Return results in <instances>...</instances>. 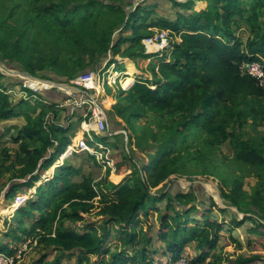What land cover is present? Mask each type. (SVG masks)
I'll return each mask as SVG.
<instances>
[{"label":"trees","instance_id":"trees-1","mask_svg":"<svg viewBox=\"0 0 264 264\" xmlns=\"http://www.w3.org/2000/svg\"><path fill=\"white\" fill-rule=\"evenodd\" d=\"M27 1L25 22L21 26L0 24V52L9 59L20 56L22 46L28 47L31 37L52 49L57 57L65 52L81 59L89 52L93 55L95 51H90L89 44L98 39L102 18L111 13L116 16L112 23L116 25L109 28L100 42L101 51L105 53L120 24L132 30V36L125 38L130 42L129 50L135 45L142 47L136 57L150 58L142 40L153 34V27L169 29L180 41H174L166 56L157 55V60L148 68L152 77L136 78L130 89L122 90L128 93L127 99L132 98L129 104L116 103L119 116L129 112L128 119L132 120L145 112L158 118L157 125L160 131L164 129V137L150 151L140 150L152 152L148 159L139 164L140 159L131 157V173L117 184L108 177L95 181L75 166L63 164L38 186L34 192L37 198L28 191L36 182L40 183V174L24 182H15L7 198L13 199L20 191L29 195L16 210L19 226L25 221L31 223L30 228L22 227L23 231L42 230L47 240L63 251V257L77 256L79 264H167L169 259L182 256L191 243L197 251L192 258L194 264L207 261L209 264H225L226 261L229 264H264V253L240 254L233 258L216 255L226 226L237 227L251 220L254 231L264 227V153L243 138L237 129L249 118L264 121V88L255 78L239 70L243 60L264 59V0H252L250 4L245 0H207L208 6L200 10L194 9L196 0H171L185 10L177 11L174 20L157 17L153 8L127 10L125 3L119 0L41 5L42 0ZM243 24L252 32L245 40L237 34ZM9 28L14 29V37L8 41L1 35ZM144 29H151V33L142 34ZM114 53L117 55L118 51ZM131 69L133 73V67ZM29 70L36 74L33 67ZM0 76L4 74L0 72ZM132 80V76L127 78V82ZM56 104L60 101L50 103ZM16 105L0 84V119L7 121L17 116ZM47 113L42 109L37 118L29 117L20 136V139L25 138L21 150L33 164L31 173L49 170L72 141L68 136L71 124L48 120ZM126 130L129 133V129ZM189 132L200 134L210 146L230 141L236 160L253 169L261 189L257 192V203L244 210L243 222L235 213L231 221L212 218L214 209L227 210L213 198H210V206L203 208L195 199L189 200L187 194L175 197L170 189L157 190L177 173L175 167L182 154L176 145L186 141ZM26 139L37 141L39 146L31 148ZM74 176H82V180L75 181ZM243 187L240 179H235L230 189L220 185L224 202L243 211L241 199L246 197ZM168 197L171 202L154 220L153 214L160 211L157 203ZM192 211H198L201 217H191ZM66 221L76 225L69 226ZM156 240L161 245L154 250ZM150 249L162 252L168 260L159 263L150 260ZM54 264H61V258H56Z\"/></svg>","mask_w":264,"mask_h":264},{"label":"rangeland","instance_id":"rangeland-1","mask_svg":"<svg viewBox=\"0 0 264 264\" xmlns=\"http://www.w3.org/2000/svg\"><path fill=\"white\" fill-rule=\"evenodd\" d=\"M88 0H42L39 5L45 3L60 2L70 4L73 2H81ZM109 1V0H107ZM128 4L127 0H119ZM178 2H186L187 0H177ZM248 4L252 0H245ZM133 9L138 8H153L156 12V16L162 19L174 20L176 19V12H184L180 6L174 5L171 0H133ZM195 10H200L202 7L206 8L209 4L207 0L203 2H195ZM28 5L27 0H4L0 1V24H13L21 26L25 22V9ZM137 7V8H136ZM146 12V11H144ZM192 12V11H191ZM154 16V17H156ZM116 20L115 14L111 13L102 18V22L98 26V39L92 40L89 44L90 51L94 50L95 54L89 52L82 59L72 53H62L57 57L56 53L52 49H48L38 39L31 37L30 45L22 46L21 55L14 59H9L0 52V62L3 63L8 71L0 72L4 74L0 76L1 87L10 95L15 104L17 116L5 121L0 119V251L10 256L15 255L13 264H54L55 259L60 257L61 264H79L77 256L66 255L63 257V251L58 248L54 243L47 240V236L42 230H33L31 232H24L22 227L30 228V221H25L23 225H18L16 210L19 207L17 203H14L13 199L7 198V194L11 189L12 184L15 182H24L29 180L32 176L37 174L42 177L39 182H36L31 190L28 192H36L38 186L51 177L59 166L63 164H71L78 168L83 175L91 176L96 181L101 180L104 177H108L111 182L117 184L124 176V173L132 170V158L136 157L139 160V164L143 163L144 159H148L152 152H141V149L151 150L152 147H156L164 137L163 130L160 131L157 125L158 118H152L145 112L137 119H128L129 112H126L122 116L117 115L116 108L119 105H126L131 102V99H127L128 93L123 92L122 87H115V89L108 87L105 94L98 97V103L103 104L107 108V119L109 128L105 134V138H111L109 141V150L105 159L110 164H99L97 157L89 155L86 151L76 148L77 152L63 153L56 160L55 164L50 167L46 172L31 173L33 169L32 162L28 161L22 150L21 143L25 138H21L23 128L28 124L29 117L35 119L42 109L47 110V119H54L55 122L70 123L72 128L68 132V136L75 139L76 136H81V121L84 119V113L90 112L88 105H77L74 101V95H70L65 100L61 99L60 104L50 105L53 102L50 98L44 95V92L48 90L52 91L54 88L60 86H48L40 87L39 84L35 85L32 80L28 82L33 85L30 87L27 82V76L24 72H30L29 67H33L36 70V77L48 79L52 82H60L63 84H71L78 86L74 81L78 76L82 75L89 69L97 70L106 65H110L114 61L118 65V69L123 70L126 64L120 63V60L128 61L129 76L152 77L153 74L148 68L154 60H157V55L150 46L144 44L145 51L150 53V58L145 59L143 57H136L137 53L142 49L141 45H135L129 50L130 42L125 38L132 36V30L130 28H123L124 24L116 26L113 33V41L111 42L109 50L105 53L101 51L100 42L104 40L107 32L112 24ZM155 29L153 27L152 32ZM240 37L244 40L252 35L251 30L247 28H239ZM237 31V32H238ZM14 29L9 28L8 31H4L1 36L5 40H12ZM151 33V29L142 30V34L147 35ZM116 39L117 41H114ZM172 39L179 42L180 39L176 35L172 34ZM122 40V41H121ZM120 43L119 46L114 49L113 45ZM115 50L118 54L115 55ZM113 51V54L110 53ZM135 54V56L130 55ZM153 54V55H151ZM156 56V57H155ZM166 56V53H165ZM126 58V59H125ZM170 58V56H169ZM130 59V60H128ZM136 59L137 69L135 70L134 61ZM145 59V60H144ZM139 60V63H138ZM43 65V66H40ZM133 67L134 72L131 69ZM16 72V73H15ZM147 73L148 75H146ZM134 74V75H133ZM117 76L118 73H115ZM128 76V77H129ZM134 80V78H133ZM124 82L126 87L132 85V82ZM56 84V83H55ZM151 84V83H150ZM130 89V87H129ZM31 90V92L29 91ZM63 91V90H62ZM54 92V91H53ZM58 93V91H56ZM79 97L78 94H76ZM93 97L96 98L95 94ZM60 98V97H59ZM119 102V105L116 103ZM64 108V109H63ZM101 112H104V108L100 106ZM70 110V113L68 112ZM134 110V109H133ZM67 116L69 118H67ZM128 120L130 122H128ZM237 124H235V128ZM126 128L129 129V133ZM238 133L245 139L251 141L258 149L264 153V121L254 119H247L243 122L241 127H238ZM126 133H125V132ZM74 132L76 133L74 135ZM104 135V134H103ZM58 136H60L58 134ZM131 137V141L129 140ZM188 139L179 144L177 143V151L182 154L179 161L176 164L175 169L177 173L174 174L173 179L167 183H163L157 190L159 192L169 190L178 195H189V200H196L197 204L202 205L203 208H208L211 204V199L222 208L227 209L224 212H219L217 209L211 213L212 218L231 221V215L235 213L239 219L243 222L245 220V212L249 206L256 204L258 201L257 192L261 189L260 181L254 174L253 169L237 161L234 155V147L230 141H226L217 146H210L207 144L206 139L200 134L189 132ZM105 140V139H104ZM26 142L31 148L39 146L37 141L26 139ZM151 146V147H150ZM102 161V160H101ZM120 167L122 169H120ZM127 169V170H126ZM82 176H74V180L78 181ZM235 179L243 181V192L245 196L241 199V205L243 211L237 206L224 202L221 195L220 185L230 189ZM200 181L201 183H198ZM211 187V188H210ZM38 192V191H37ZM25 193L20 191L15 196H23ZM196 194V195H195ZM37 198V194L34 193ZM26 195L25 198H27ZM222 198V199H221ZM183 199V198H182ZM168 202H171L168 198H165L162 202H158L160 211L153 214V219L156 220L158 213L166 209ZM186 204V200H183ZM179 206V205H178ZM225 206V207H224ZM49 212V211H46ZM251 213V212H250ZM250 213H247L249 215ZM253 214V213H252ZM255 214V213H254ZM244 215V216H243ZM258 217H262V213L255 214ZM191 217H201L198 211H192ZM67 225H76L72 222L66 221ZM254 223L251 220H246L244 223L237 227L228 225L224 228V235L216 251V255H224L230 258L235 255H251L254 253H264V227H261L258 231H254ZM231 228V229H230ZM229 235H232L236 241ZM160 241H155L153 249L159 248ZM6 247L5 249H3ZM149 250V259L154 262L167 261L168 257L160 251ZM131 250V248H129ZM185 252L197 254L195 250V244L191 243ZM70 252H67L69 254ZM44 259V262L40 260ZM175 259V257H174ZM169 259V260H174ZM93 259H91V262ZM204 264H209V261ZM225 264H229L226 261Z\"/></svg>","mask_w":264,"mask_h":264},{"label":"built area","instance_id":"built-area-1","mask_svg":"<svg viewBox=\"0 0 264 264\" xmlns=\"http://www.w3.org/2000/svg\"><path fill=\"white\" fill-rule=\"evenodd\" d=\"M142 41L145 45L150 46L155 54L159 56H164L172 48V44L174 43L172 31L169 29H155L152 35L146 36ZM116 67V64L111 63L109 66L106 65V67L97 70L90 69L78 76L74 81L79 87L86 90L89 96L77 97L76 93L70 95H74V101L77 105H88L91 114L90 112L84 113V119L81 121L80 126L81 136H76L75 139L72 138L71 143L67 145L64 151L65 154L70 151L77 152L76 148H78L86 151L89 155L97 157L100 164H110L105 159L107 152L110 151L108 143L111 139L109 138L108 141L104 140L105 134L109 136L107 133L109 129L107 113L105 106L98 103V97L105 94L108 87L112 88L115 85L122 84L124 76L129 75L128 73L122 74V72H118ZM239 70L242 74L255 78L258 84L264 88V59L253 61L243 60L239 63ZM115 73H118V75L116 76ZM94 94L96 98L93 97ZM100 106L104 108V112H101ZM97 136L102 137L98 138ZM26 195L25 193L23 196H15L14 203L21 205L26 199ZM14 260L15 255L10 256L0 251V264H13ZM167 264H194V262L192 257L182 255L174 260H169Z\"/></svg>","mask_w":264,"mask_h":264},{"label":"crops","instance_id":"crops-1","mask_svg":"<svg viewBox=\"0 0 264 264\" xmlns=\"http://www.w3.org/2000/svg\"><path fill=\"white\" fill-rule=\"evenodd\" d=\"M127 2H128V4L125 6L126 9H127V10H131V11L134 10V9H133V4H134V3H133V0H127ZM197 2H203V0H197ZM136 8H137V7H136ZM203 8H204V7H202V9H203ZM244 27L247 28L245 24H243L242 28H244ZM242 28H241V29H242ZM247 29H248V28H247ZM248 30H249V29H248ZM239 32H240V31H238L237 34L240 36ZM125 59H126V58H125ZM128 60H130V59H128ZM144 60H145V59H144ZM130 61H131V60H130ZM154 61H156V60H154ZM123 62L126 64V65H125L126 67H125L123 70L118 69V65H117V63H116L115 61H114L113 63L116 64V66H117L116 68H117L118 72H122V74H124V73H129V68H128V64H127L128 61H127V60H126V61H125V60H120V63H123ZM133 63H134L135 70H136V69L138 68V67H137V64H136V63H137V62H136V59H135V61H134ZM138 63H139V60H138ZM148 71H149V69H148ZM145 74L148 75L147 73H145ZM133 75H134V74H133ZM128 76H129V75H125V76H124V78L122 79V84L120 83V84H118V85L113 86L112 88L115 89V87H122L124 91L128 90L129 87H130L131 85L128 86V87H126V86L124 85V82H123L124 80H126V79L128 78ZM133 78H134V80H133L132 84L136 81L137 76H136V77L133 76ZM108 89H109V88H108ZM110 89H111V88H110ZM50 91H51V90H50ZM53 91H54V92H53ZM48 93H51V96H52V97H51V100H53V101H59V100H61V99L59 98L60 96H59V94L56 92V90H52V92H48ZM79 96H82V97H83L84 95H83V94H80ZM106 109H107V108H106ZM106 111H107V110H106ZM68 112L70 113V110H69ZM118 116H119V115H118ZM108 128H109V124H108ZM109 129H110V128H109ZM124 132H125V131H124ZM125 133H126V132H125ZM131 171H132V170H131ZM131 171H130L129 173H128V172L124 173V176L121 178V180H120L119 182H121V181H122L127 175H129V174L131 173ZM81 180H82V178H81L80 180H78V181H81ZM94 180H95V179H94ZM95 181H96V180H95ZM99 181H100V180H99ZM119 182H117V183H119ZM188 247H189V246H188ZM195 250H196V248H195ZM196 253H197V251H196ZM183 255H187V256H190V257L193 258L196 254L188 253V252H184Z\"/></svg>","mask_w":264,"mask_h":264},{"label":"water","instance_id":"water-1","mask_svg":"<svg viewBox=\"0 0 264 264\" xmlns=\"http://www.w3.org/2000/svg\"><path fill=\"white\" fill-rule=\"evenodd\" d=\"M114 41H117L116 39H114ZM110 53H112L113 54V51H111ZM5 70H10V69H8L6 66H5ZM24 74L26 75V76H28V77H36L35 75H33L32 73H30V72H24ZM44 80H47V81H51V80H48V79H44ZM55 83H56V85L57 86H63V87H67V88H69L70 90H72V92L73 93H76V94H78V95H80V94H83L84 96H89V94L86 92V90H84V89H82L81 87H79V86H75V85H71V84H63V83H60V82H56L55 81ZM54 90H56V91H58V94H59V96H60V99H63V100H65L66 98H67V96H68V93L67 92H65L64 90L62 91V90H59V88H54ZM48 92H50L49 90H48ZM47 91H45L44 92V95L46 96V97H48V98H51L52 96H51V93H48ZM198 183H201L200 181H197ZM222 199V198H221ZM222 207V206H221ZM225 207V206H224ZM237 217H238V215H236ZM244 216V215H243Z\"/></svg>","mask_w":264,"mask_h":264},{"label":"bare ground","instance_id":"bare-ground-1","mask_svg":"<svg viewBox=\"0 0 264 264\" xmlns=\"http://www.w3.org/2000/svg\"><path fill=\"white\" fill-rule=\"evenodd\" d=\"M0 69H2V71L4 70V71H8V72H10V73H12L13 71L12 70H5L6 68H5V65L3 64V63H1L0 62ZM16 73V72H15ZM29 80H32L33 82H35L34 84L35 85H38L39 84V86L40 87H48V86H54V85H56L54 82H52V81H47V80H44L43 78H39V77H28L27 76V82L29 81ZM28 85L30 86V87H33V85L32 84H30L29 82H28ZM62 90H64L65 92H67V93H71L72 92V90H70L69 88H67V87H63V86H61L60 87ZM211 188V187H210Z\"/></svg>","mask_w":264,"mask_h":264}]
</instances>
